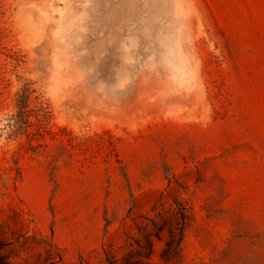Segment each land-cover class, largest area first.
<instances>
[{"label": "rangeland", "instance_id": "rangeland-1", "mask_svg": "<svg viewBox=\"0 0 264 264\" xmlns=\"http://www.w3.org/2000/svg\"><path fill=\"white\" fill-rule=\"evenodd\" d=\"M0 264H264V0H0Z\"/></svg>", "mask_w": 264, "mask_h": 264}]
</instances>
